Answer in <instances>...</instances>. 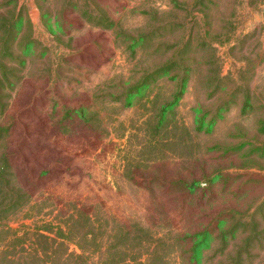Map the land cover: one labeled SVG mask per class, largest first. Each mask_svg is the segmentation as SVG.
Listing matches in <instances>:
<instances>
[{
	"label": "rangeland",
	"instance_id": "obj_1",
	"mask_svg": "<svg viewBox=\"0 0 264 264\" xmlns=\"http://www.w3.org/2000/svg\"><path fill=\"white\" fill-rule=\"evenodd\" d=\"M0 264H264V0H0Z\"/></svg>",
	"mask_w": 264,
	"mask_h": 264
},
{
	"label": "trees",
	"instance_id": "obj_2",
	"mask_svg": "<svg viewBox=\"0 0 264 264\" xmlns=\"http://www.w3.org/2000/svg\"><path fill=\"white\" fill-rule=\"evenodd\" d=\"M162 70V68L158 69L155 73H159Z\"/></svg>",
	"mask_w": 264,
	"mask_h": 264
}]
</instances>
